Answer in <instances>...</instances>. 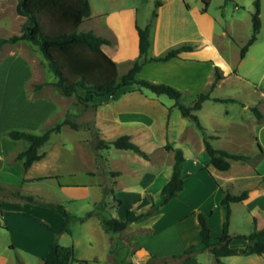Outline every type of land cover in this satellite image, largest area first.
<instances>
[{
  "label": "crops",
  "instance_id": "obj_1",
  "mask_svg": "<svg viewBox=\"0 0 264 264\" xmlns=\"http://www.w3.org/2000/svg\"><path fill=\"white\" fill-rule=\"evenodd\" d=\"M88 1L91 13L81 22L80 27L82 30L92 29L96 34L108 39L101 44V48L115 61L117 71H119V62L128 61L125 67L127 70L138 55L137 26L144 27L150 23L149 56L160 55L182 43L192 45L191 49L180 51L178 55L167 60L147 61L138 73L141 78L168 83L191 95L205 89L213 80L215 66L219 68L222 78L214 88L221 87L230 78H248L249 66L250 68L255 66L257 56L264 57V0H259L260 30L243 57H240V48L250 36L254 0H246L245 3L232 0V10L226 6L220 7L221 3H215L216 12L211 10L213 0L207 2L160 0L158 5H155L156 0H144V9L139 8L141 5L137 1L127 3L126 0H100L102 5L96 3L93 5L91 0ZM16 4L17 0H0V32L5 35L20 32L21 23L20 25L18 23L21 19L24 20V17L17 13ZM146 7H154L155 17L150 19L149 14L147 12L145 14ZM140 14H143L141 23ZM9 45L6 42L1 46L0 53L4 49L7 50L2 56L9 55V59L14 57L21 60L24 65L30 61L35 72L32 58L25 55L21 45L25 46L26 51H34L38 57L36 45L27 40H18ZM247 57H250L251 63L240 74L237 71V64L244 63ZM38 58L40 64L44 65V58ZM31 83H33L30 86L32 91L29 95L36 93L37 98L30 102L24 93L25 102L42 105L48 101L53 107L44 112H41L39 107L37 110L26 109L25 119L19 123V128L30 130L49 116H64L78 123L79 127L73 128L69 123H62L59 131L66 126L72 131H82V133L70 145L63 140H57V150L74 147L75 150L82 151L84 147H88L91 151L89 142L98 132L97 136L107 141L127 134L130 140L136 142L146 153L142 155L131 149L116 147L119 151L123 150V153L119 154V157H111L109 154L111 145L97 148L96 151L103 162L96 165L91 154L92 161H88L89 166L83 168L81 172L85 176L81 183L61 185L70 199L78 195L77 190L84 191L93 184L102 194L103 185L109 184L106 181L109 179L104 176L105 171L111 177L110 183L114 192L116 191L113 198L117 203L122 204L127 199L129 209H135L137 213L142 212L153 201H157L161 187L170 178L174 163L173 148L182 149L183 188L154 212L131 221L125 229L118 232L120 236L115 245L127 246L125 258L130 256L132 264H145L151 256H154L152 261L155 263H158V260L164 261L163 258H171L172 255L183 252L190 244H195L196 249H201L197 212L206 216L211 241H216L221 234L224 218V210L219 205L224 189L233 194L248 191L245 199L230 203L229 232L232 235L247 234L255 228L264 226V85H254L252 89L257 93L253 98L254 107L259 111L260 116L248 117L244 122H231L234 126H243V130L252 133L258 152L250 153L256 154L252 159L251 157L247 160L229 159L230 167L221 170L210 163V156L204 147L202 130L199 136L195 135L196 130L192 127L189 117L183 116L181 111L178 116L175 113L177 107L175 101H166L163 94H155L146 88L141 89L136 84H130L118 88L113 93L94 96L88 105L84 106L78 103L76 98L69 99L73 95L66 96L69 97L66 99L62 98L59 92L56 96L48 93L46 95L48 99L44 100L40 91L46 84L41 83L40 87H35L39 82ZM212 96L218 97L213 94ZM205 103L206 101L199 109H202ZM241 105L243 110L248 108L252 105L251 99L245 100ZM172 116L178 120H172ZM216 124H214V132L218 129ZM203 128L205 129L204 126ZM239 129L236 127L232 130L239 132ZM243 130L240 129V132ZM59 131L56 133H60ZM153 132H159V138H154ZM173 133L174 137L171 136ZM20 139L25 138L16 139L8 132H0V185L13 189L19 185L26 189L23 194L38 197L39 194L32 188H26L24 183L52 177L51 174L41 176V171L33 173L34 170H41L47 165L44 161L47 151H41L40 146L39 152L42 156L25 169L22 160L17 159L15 155L26 149L29 141L25 139V142H20ZM215 147L231 152L247 153L239 151V148L231 149L225 145ZM121 156L125 159L120 161ZM68 174L73 176L76 172L71 170ZM38 198L40 199V196ZM29 205H32L31 201L24 197L0 190V229L11 235L10 247H21L34 253L41 264L49 243L53 239H58V236L63 237L67 231L57 232L60 226L54 225L55 223L45 218L48 216L52 218L51 214L43 212L44 210L35 212ZM234 208L242 209V220L247 228L233 227ZM124 217L125 215L117 218ZM42 229L45 232L41 235L39 231ZM245 244L244 239L233 237L230 246L236 247L240 253L223 258L242 255L249 257L250 264H264V253L247 255L242 253ZM110 250L113 252L112 248ZM23 262L27 264V261Z\"/></svg>",
  "mask_w": 264,
  "mask_h": 264
},
{
  "label": "trees",
  "instance_id": "obj_2",
  "mask_svg": "<svg viewBox=\"0 0 264 264\" xmlns=\"http://www.w3.org/2000/svg\"><path fill=\"white\" fill-rule=\"evenodd\" d=\"M204 1L207 2V0ZM159 3L160 0L155 1V5ZM253 6L254 9L251 13L252 32L245 44L240 48V57L244 56L249 45L255 41L261 27L259 0H254ZM16 11L24 17L20 32L18 34L0 36V47L6 42L14 43L18 40H27L36 45L45 58L48 68L54 75V80L51 82L53 86L64 96L75 95L77 102L81 105H88L94 96L113 93L125 85L136 84L138 88H146L155 94H165L174 99L175 105L179 107L181 114L194 120L196 125L202 129L203 127L195 113L202 103L207 99L222 101L230 99L213 97L211 95L216 83L222 78V74L217 66L214 68L213 80L205 89L195 94L190 105H186L182 101V93L176 87L165 82L139 77L138 73L147 61L167 60L178 55L180 51L189 50L193 47L190 44L182 43L169 48L160 55L149 56L150 23L144 27L137 26L139 37L138 55L133 60L132 65L119 75L115 61L101 48V44L107 42L108 39L96 34L92 29L82 30L79 28L81 22L91 13L88 0H17ZM155 15L156 12L153 10L151 19ZM40 86L41 84L35 85V87ZM254 111L257 116H260L256 108H254ZM62 123H69L73 128L79 127L78 123L65 117L62 121L46 128L41 133L31 132L22 128L8 129L7 132L12 138H25L29 141L27 148L15 155L17 159L22 160L25 169L34 160L42 156V153L39 152L40 146L47 141L51 132L59 131ZM202 135L205 150L210 156V163L218 169H228L230 167L229 159L247 160L251 157L248 153H237L217 148L211 143L210 136L204 132H202ZM104 145L131 149L137 153L146 155L136 142L130 140L127 134L120 135L111 141L98 138L95 148L97 149ZM173 150L174 163L172 173L168 181L161 187L157 201H153L142 212L137 213L133 209H128L124 218H108L105 225L109 231L114 233L122 231L128 223L154 212L183 188V176L181 174V163L184 159L183 152L180 147H175ZM0 190L8 191L13 195H20L29 201L35 200L30 194H23L17 189L7 188L3 185H0ZM247 196V190L238 194L223 190V195L219 202V205L224 210L222 230L220 236L214 242L211 241L206 216L201 212H197L202 248L210 251L215 264H222L224 256L240 253L236 247L230 246V241L233 237L246 241L242 249L243 254L264 253V226L255 228L247 234L238 233L232 235L229 232L230 203L243 200ZM35 201L63 215L64 221L62 227L56 230L57 232H68L70 220L73 218L81 219V217H76L68 212L62 203L41 201V199H36ZM195 249L196 245L190 244L183 252L172 255V257L178 259L188 258ZM74 259L71 245H64L54 240L49 243L46 253L42 257L41 264H71ZM152 259H154V256H151L145 264H158L153 262ZM81 261L84 264L86 263V260Z\"/></svg>",
  "mask_w": 264,
  "mask_h": 264
},
{
  "label": "rangeland",
  "instance_id": "obj_3",
  "mask_svg": "<svg viewBox=\"0 0 264 264\" xmlns=\"http://www.w3.org/2000/svg\"><path fill=\"white\" fill-rule=\"evenodd\" d=\"M130 1L131 3L137 1V3L141 5L139 8L144 9V0H126L127 3ZM245 1L246 0H239L238 3H245ZM91 2L93 5L94 3L102 5V2H100V0H91ZM215 3H221L220 7L226 6L231 10L233 8L232 0H213L211 10H214L215 12ZM109 7H111V5ZM153 8L154 7H149L147 8V11H145V14L146 12L147 14H149L150 19L151 14L154 10ZM139 17V21L141 23L143 14H140ZM21 20L18 23L19 25L23 22V19ZM79 28L82 29L80 26ZM9 31H11V28ZM250 31L252 32V21ZM0 36H5V34L3 32H0ZM22 43L27 46L26 43ZM9 44L11 45L12 43ZM21 47L24 53H26L25 55L32 58L35 72L34 70H32V64L30 61H27V63L24 65L21 60L12 57V55L10 56V58L12 57L11 59H9V55L2 56V54L7 50L4 49L0 53V57L2 56L0 58V132H7L8 129L11 128H19V123L22 121V119H25L24 115L26 109L37 110V108L39 107L40 111L44 112L53 107L51 105V102L48 101L44 104L42 103V105L31 103L28 104V102H25L24 93H26V98H29L30 102L37 98L36 93L34 95H29V93L32 91V89L30 88V86H32L33 84L31 83L32 81L35 83L39 82V84H46L44 86V89L40 91V93L43 94L42 97L44 98V100L48 99V97L46 96L48 93L54 94L56 96L57 92H59L58 89H56L53 84L49 82L51 80H54V75L48 68L46 60L43 57L41 51L36 48L37 56L40 58H44V65L40 64L39 58L36 57L34 51H26L24 45H21ZM20 56L23 57L22 54H20ZM249 58L250 57H247L245 59V62L247 63L244 62L237 64V71H239L240 74H242L243 71L246 70L247 66L251 63V59ZM256 59L257 62L255 63V66L252 68H250L249 66L248 68V78H230V80L224 85H222L221 87H216L212 90L211 95L213 94L217 95L218 97L230 98L229 100L222 101L207 99L205 100L206 103L203 105L202 109H197L195 111V113L198 115L199 122L202 123L201 125H203L205 129L199 128L196 125L195 121L189 118L190 123H192V127L196 130L195 135L199 136L202 130V132L211 137L210 141L213 146L225 145V147L231 149L239 148V151H244L249 154L252 152L255 153L256 151L258 152V148L255 141L253 140L252 133L243 130V126L238 127L234 126L231 123L232 121L233 123L234 121L244 122L248 117H253L256 115L254 111L255 100L253 98L257 93L252 91V89L254 88V85H264V57L257 56ZM127 65L128 61L119 62V75L126 71L125 67ZM181 93V99L186 105H190L192 103V100L196 94L195 93L191 95L187 91H181ZM61 97L66 99L69 98L62 94ZM163 97L168 102L174 101V99L165 94H163ZM72 98H76L75 95H73L69 99L72 100ZM247 99H251L252 105L243 110L241 104H243ZM23 103L26 104L23 105ZM175 108V113L180 116L179 107L177 106ZM226 110L228 111V113H226ZM64 118V116L58 117V115L56 117L55 115L49 116L36 127L30 128L29 131L41 133L46 128L53 126L55 123L62 121ZM172 120H178V118L172 116ZM214 124L218 126L217 132H214ZM236 127L242 129L243 131L240 132L239 129V132H233L232 129H235ZM59 132L60 133H56V131L51 132L47 141H45V143L41 145V151H47V155L44 158V161L47 162V165L42 167L41 170L37 169L33 171V173H40L41 171V176L51 174L52 177H44L40 180H33V182L24 183V186L26 188H32L35 193L39 194L41 201L62 203L65 206L66 210L68 209V212L76 217H81V219H71L68 224L69 231L65 233L63 237L58 236V239H53V241L55 240L58 243L72 246L73 256L75 259L71 264H84L81 260H86L85 264H132L130 256L127 259L125 258L127 254V246L122 247L119 245V247L115 245L118 243L117 240L120 236V233L116 234L109 231L105 225V222L108 218L114 216L123 217L124 215H126V211L129 209V201H127V199H125L122 204H118L117 201L113 198V194H115L116 191L114 192V188L110 183L111 177L108 175V173L104 171V176L109 179H106L109 184L103 185L102 194L93 184L91 185V187L89 186L84 191L80 189L77 190L78 192H76L78 193V195L74 196L73 199H70L67 196V191L64 190V187L61 186L66 185L67 183H81L80 181L85 177L81 174V172L83 168L89 166V162L92 161L91 154H93V160L96 165H99L103 162L95 148L98 137L100 138V136H97L98 132H96L95 135L91 137V140L89 142L91 151H89L90 149L88 147H84L82 151L75 150L74 147L72 149L67 148L68 150H57V140H63L68 145H70L82 133V131H72L66 126L61 128ZM212 134H215L216 136ZM153 136L154 138H159L160 134L159 132H153ZM171 136L174 137V133L171 134ZM24 140L25 139H20L19 141L25 142ZM110 148L111 149L109 151V154L111 157H119V154L123 153V150L119 151V149H116V147L113 145H111ZM100 153L103 154L102 152ZM124 153L126 154V151ZM250 155L252 159L254 157L253 155L256 154ZM123 158L124 157L121 156L120 161ZM71 170H74L76 174L70 176L68 173ZM15 189L19 190L20 193L26 191V189L19 185L16 186ZM98 191L99 194H97ZM70 192L73 193L74 191L70 190ZM33 197L35 198V200L39 199L37 195ZM35 200L31 201L32 205H29L31 209L35 212L44 210L43 212L51 214L52 218L50 216L45 218L51 223H55L54 225L60 226L59 228H61L64 221L63 215L60 212L49 207H44ZM242 217V209L234 208L232 220L233 227L242 229L248 227L242 220ZM30 220L32 219L30 218ZM44 232L45 231L43 229L42 231H39L41 235ZM10 236L11 235L7 231L0 229V264H18L19 262L24 263V260L27 261V264H40V259L34 253H30L29 251L21 247H10ZM110 248H112L113 252H110ZM248 258L249 257L242 255L238 257L223 258L222 264H250L248 263ZM163 260L164 261L158 260V264H215L213 255L210 253V251L204 248L194 250V253H192L188 258L185 259L179 260L177 258L171 257L163 258Z\"/></svg>",
  "mask_w": 264,
  "mask_h": 264
}]
</instances>
